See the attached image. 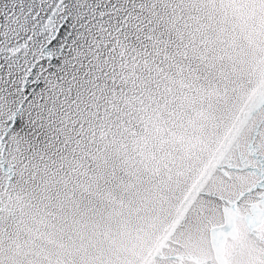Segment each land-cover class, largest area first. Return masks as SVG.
Instances as JSON below:
<instances>
[{"label":"water","instance_id":"obj_1","mask_svg":"<svg viewBox=\"0 0 264 264\" xmlns=\"http://www.w3.org/2000/svg\"><path fill=\"white\" fill-rule=\"evenodd\" d=\"M46 141L0 137V264H264V0H137Z\"/></svg>","mask_w":264,"mask_h":264},{"label":"snow or ice","instance_id":"obj_2","mask_svg":"<svg viewBox=\"0 0 264 264\" xmlns=\"http://www.w3.org/2000/svg\"><path fill=\"white\" fill-rule=\"evenodd\" d=\"M137 0H0V137L46 141L109 47L137 26Z\"/></svg>","mask_w":264,"mask_h":264}]
</instances>
